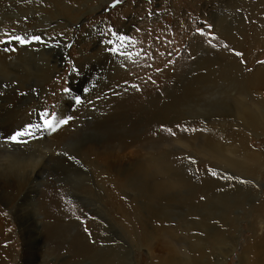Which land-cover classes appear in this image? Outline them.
<instances>
[{
	"label": "rangeland",
	"instance_id": "rangeland-1",
	"mask_svg": "<svg viewBox=\"0 0 264 264\" xmlns=\"http://www.w3.org/2000/svg\"><path fill=\"white\" fill-rule=\"evenodd\" d=\"M225 14L229 18L237 15L247 28L245 37L250 34L249 41H264V0H0V40L15 32L39 35L46 42L27 46L0 43V264H150L167 249L182 253L185 242L180 238H184L186 222L217 223L220 230L227 229L223 223L204 220L209 210L214 212L213 205L207 204V189L202 187L205 180L223 181L233 189L238 185L258 188L231 216L235 222L226 246L236 248L226 263L240 264L242 250L253 236L264 233V210L258 216L252 213L264 201V167L256 186L251 182L255 177L226 172L191 148L180 147L183 150L177 152L167 143L179 147L176 141L181 134L195 147V135L206 139L209 131L221 141L229 138L218 132L221 124L230 121L219 116L221 94L187 100L180 112L169 113V119L149 118L150 111L164 110L180 97L184 86L206 74L205 67H191L196 58L228 44L215 29L216 17ZM20 17L24 22L42 17L62 20L65 27L76 25L17 31L11 24ZM78 19L82 21L77 24ZM70 30L75 35L72 39L66 37ZM239 34L234 28L232 35L241 41ZM254 35L259 38L253 40ZM116 36L126 39L120 41ZM262 43L246 44L244 49L227 46L226 52L241 53L237 57L246 70L251 61L262 68ZM113 48L119 50L113 52ZM22 58L28 61L27 72L6 75L2 61ZM47 64L59 70L41 86ZM218 83L221 86L223 81L218 78ZM132 85H138L140 91ZM261 90L253 92L256 97L264 93V87ZM44 112L56 121L72 119L57 123L52 131L43 126ZM29 125L33 126L31 135L18 138L20 142L9 138ZM246 134L249 147L264 155V132ZM165 149L172 154L169 162L173 166L180 161L189 166L185 176L198 188L192 214L187 213L189 205L175 201L166 211L153 210L150 215L143 196L134 188L133 167L149 156L167 152ZM157 203L155 208H159ZM58 224L62 228L51 238L46 227ZM141 230L151 235V248L134 243L133 235ZM226 246L207 241L206 255L200 260L215 263L218 249ZM82 249L85 252L77 254Z\"/></svg>",
	"mask_w": 264,
	"mask_h": 264
},
{
	"label": "bare ground",
	"instance_id": "bare-ground-1",
	"mask_svg": "<svg viewBox=\"0 0 264 264\" xmlns=\"http://www.w3.org/2000/svg\"><path fill=\"white\" fill-rule=\"evenodd\" d=\"M233 16L234 18H232V15H230L229 18L225 14L220 19H218L219 17L217 18L215 16L216 17L215 29L219 31L220 38L224 42L228 43L227 44L228 47L236 46L237 48L241 47L244 49L246 44L250 47L255 45L256 42L258 44L263 42L262 44H264V41H260L258 39L259 38L258 35L252 36L253 40L258 39L257 41H251V40L249 41L250 34H248L245 37V33H247V28L245 27L244 23L241 20H238L237 15L233 14ZM23 18L24 17H20L17 19L18 22H14L13 24H11L13 27L16 28L17 31H20L21 29H33V28L34 29L41 28L42 30L46 31V28L52 29L53 26H57L63 29H69L70 25H72L68 23L67 27L62 26L61 24L62 20L59 19L54 21H49L42 17H40L39 20L33 18H26V22H24ZM80 21L82 20L78 19L77 24ZM74 25L76 24H73L72 26ZM234 28L239 29L240 31L239 36L241 38V41L240 40L238 41L237 37H234L232 35ZM255 29H258V27H256ZM255 29H252L253 32H255ZM53 31L54 30H52L51 32ZM74 36L71 30L69 34L66 35V37L69 39H72ZM220 46L221 45L218 46L220 51L218 50L216 52L211 51L212 53H206L207 56H203V57L201 56L199 58H196L197 60L191 63V67L193 65L205 67V69L207 70L206 74L202 77L199 76L198 74L199 77H195V80H193L192 84L184 86L180 97L179 98L176 97L175 99H173V101H171L172 103L168 104L164 108V110L163 109L162 111L159 110L160 112H156L153 114H151L150 111L149 118L151 120L153 119V121L154 119L157 120L158 118L169 119L168 118L169 113L180 112L181 111V110L179 111L180 107L184 105L185 102H187V100L193 98L199 99L202 96L206 97L208 95H213L218 93L221 94L220 96L223 98V100L221 101V104L219 106L220 107L219 109L221 111L219 116L227 117L230 121L229 123H225L224 125L221 124V126H219L218 132H220V134L222 135L225 134V137L227 135H230V137L227 138L225 141H221L220 138L217 137V134L212 131H209L210 135L209 137H206V139L204 138V136L200 134H196L195 137L193 138L195 139L194 142L196 141L195 142L196 144L194 143L195 147H193V145L190 146V144L193 143L189 140H185L184 139L185 135L180 134L178 135L179 138L177 139V141L175 140L177 145H179V147L174 146L175 143L171 144L172 141L167 142L168 147H171V149L174 148L175 150H178L177 152H181L183 150L180 147H183L184 149L191 148L192 150L195 151L196 154H198V156L202 157V159H208V161H210L209 164L217 165L226 172L229 171L232 173H236L242 177L244 176L255 177L251 182L253 184H256L257 186L258 178L260 175L259 173L264 167V158H263L264 155L263 152L258 150H252L251 147H249L246 133L264 132V95H263L264 93L262 95H259V97L258 96L256 97L255 96L256 93L254 92L259 89L263 90L264 66L262 68L259 66L255 67V65H253L251 61L250 55L248 54L247 58L251 61V64L248 65L247 68L249 69L246 70V67L240 65L243 61L240 63L237 55L230 53V51L226 52V50H228V47L224 48V46L223 47ZM199 50H201V52L203 53L208 52V50L205 48H200ZM240 51H242V49ZM209 54H212V57ZM6 61H2V63H4L5 65L4 70L6 75L22 76L27 72L28 61L26 58L17 59L9 62ZM96 61L98 62L97 64H102V62H99L98 59ZM48 62H49V58H48ZM91 63H94V61ZM215 65L216 66L218 65L219 69L218 66L215 67ZM187 66L188 65H186V67ZM250 66L251 67L253 66L252 67L253 69L252 68L250 69ZM56 70L57 71L59 70V68H57L56 65H49V67L44 71L43 75L40 77L41 82H39V84L41 83V86H43L44 84L49 82L50 79L53 77L54 74L53 71ZM218 78H220L223 81L222 84L220 83L221 86H219V83L215 84ZM209 79L213 81L210 82ZM27 89L29 88L27 87L24 90ZM30 103L31 101L29 102V104ZM69 104L71 106V103ZM34 107H35L34 110L38 109L36 108V106ZM158 108H162V107L158 106ZM171 155H172L171 152L168 150L167 152L161 151L152 158L150 156L148 159L145 158L147 159L145 162L136 164L132 169L133 174L131 180L133 182L134 188L138 193H140L143 196L145 201V208L147 209L150 215L153 214L154 212L153 210H157L158 213L162 211H166L165 207L169 205L171 206V204L174 203L175 201L180 203L183 202L184 204L189 205L187 207L188 208L187 213L192 214L195 210V206L193 205V201L195 197L193 195L198 191V188L197 186L193 185L190 179L186 178L187 170L185 169L188 168L189 166L180 161L176 163L178 166L176 167L174 165L175 166L174 167L171 164V162H169L170 160L169 158ZM216 182L213 180L212 181L205 180L203 182L204 185L202 186L203 189H207L205 193L206 199L208 200L207 204L213 205L212 209L214 211L212 212L209 210V212L205 214L204 220H209V221L215 220L220 224L223 223V227H227V229L225 228L226 230H220L219 229L220 227L216 226L217 223L214 226L212 225L213 226L212 227L210 225H205V223L202 222L201 224L199 221L195 222V220L194 222H186L185 224L182 221L183 223L182 222L181 223L184 224V226L182 227L183 234H185L184 238H180L182 242H185L182 244V253L178 251V249L177 251L171 248L170 250L167 249V251L162 250V252L165 251L164 252L165 255L163 254L161 256H158L157 258H154L150 264H210L208 262H202L200 260V258H204L206 255L205 249L207 246V241H211V242L213 241L217 245L223 244L226 246V240L227 241L229 240L233 231V228L231 226L234 225L233 223L235 222V221L233 222L231 217L233 215V211L235 209L237 210L243 204V202L246 199H248V196H251V192L252 193L257 192L258 188L256 190V187L253 186L254 188L250 190V188L248 187L244 189L242 185H238L235 189H233L234 187L229 188L227 183H223V181L217 180ZM214 184L216 186L212 187V185ZM14 191L16 190H13V192ZM156 202L160 203L159 208H155ZM252 210H253L252 213H256L257 216L260 215V213H262L264 210V201H261L259 204L255 205ZM59 226L61 227L62 225L58 224L57 226L54 227H49V226L46 227V230L49 231V236L51 235L50 236L51 238L55 237L56 230ZM193 232H197V233H193ZM150 236L151 235L148 234L147 231L141 230L139 234L135 233L133 235V239H134L133 241L137 245H142L144 243L146 246L149 245L148 247L151 248L153 246L152 243L153 239ZM169 238H172V236H170ZM2 241L3 240H1L0 242L2 243ZM25 244L27 248L28 246L27 241L25 242ZM173 244L175 245V242ZM235 248L236 246L232 244L230 247L228 246L227 248L224 249L219 248L218 249L219 253L217 254L218 257L216 258V262L213 264H227L226 258L232 255V253L235 251ZM160 249L163 248L160 247ZM27 250L28 249H26V251ZM83 252L85 251L82 249L79 250L77 254H82ZM241 253H242L241 255L242 257L240 258V264H264V233H262V235L257 237L253 236L252 243L246 246V248H244ZM1 254L5 255V253H1Z\"/></svg>",
	"mask_w": 264,
	"mask_h": 264
},
{
	"label": "snow or ice",
	"instance_id": "snow-or-ice-1",
	"mask_svg": "<svg viewBox=\"0 0 264 264\" xmlns=\"http://www.w3.org/2000/svg\"><path fill=\"white\" fill-rule=\"evenodd\" d=\"M120 0H116V3H119ZM115 6V5H113ZM211 27V25H209V28ZM113 35H116L115 32H113ZM5 36L7 37V39L5 40H0V43H4L5 45L7 44H11L13 42L18 43L21 46H27V45H31L32 43H46L45 41H43L42 37L39 35H33V36H20V35H16L14 33H6ZM117 40L123 41L126 39V37H122V36H116ZM225 48H227V45H224ZM15 48H12L11 51H15ZM118 48H113L112 51L116 52L118 51ZM5 51H9V49L7 47H5ZM235 55L240 56L241 53L239 52H235ZM159 71V69H158ZM131 87L135 88L137 91H140V88L138 85H132ZM65 91H71L70 89H66ZM77 103H80V98H77ZM72 117L69 116L64 120L61 121H56L55 118L48 112H44L41 114V120L43 123V126L45 128L51 129L52 131L56 130V124L60 123V124H67L69 120H71ZM33 127L32 125H29L27 129H25L24 131H17L15 132L13 135H11L9 138L13 141V142H20V140L18 138H21L25 135H31L30 132V128ZM39 127V126H36ZM171 131V130H169ZM195 161H193L194 163ZM213 175H215V173H213ZM241 183H246V181L241 180ZM203 199V197L201 198Z\"/></svg>",
	"mask_w": 264,
	"mask_h": 264
}]
</instances>
